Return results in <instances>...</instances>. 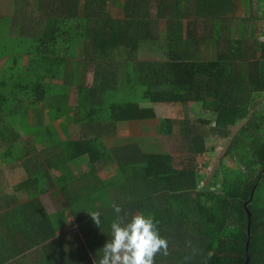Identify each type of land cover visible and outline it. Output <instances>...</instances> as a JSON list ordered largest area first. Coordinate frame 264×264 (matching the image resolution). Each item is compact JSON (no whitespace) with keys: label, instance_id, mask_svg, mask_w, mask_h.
<instances>
[{"label":"trees","instance_id":"trees-1","mask_svg":"<svg viewBox=\"0 0 264 264\" xmlns=\"http://www.w3.org/2000/svg\"><path fill=\"white\" fill-rule=\"evenodd\" d=\"M13 2L14 15L0 16V264H98L116 218L113 203L122 216L158 221L169 255H157L156 264H182L185 256L192 257L187 264H246V253L248 264H264L258 17L238 21L232 38L223 28L238 0H187L186 7L182 0ZM34 9L39 19L29 27ZM146 49L159 61L139 62ZM188 103L200 108L202 129L186 118L174 122L178 168L166 153L116 134L131 108ZM71 125L80 137L69 135ZM211 136L230 139L225 157L237 168L222 165L220 190L200 191L195 160L214 151L206 146ZM85 202L101 213L100 227Z\"/></svg>","mask_w":264,"mask_h":264},{"label":"rangeland","instance_id":"rangeland-1","mask_svg":"<svg viewBox=\"0 0 264 264\" xmlns=\"http://www.w3.org/2000/svg\"><path fill=\"white\" fill-rule=\"evenodd\" d=\"M14 0H0V16L14 15L15 4ZM238 8L234 19H229L227 25L223 28V35L227 37L236 38L239 37L237 34V23L238 21H246L247 18L252 14L253 17H258L254 19L253 25L255 31L259 32L264 27V20L261 18L264 15V0H258L256 5H254L253 0H238ZM187 0H182V5L186 7ZM113 15H115L116 10H110ZM32 19L30 22L32 24L29 27L35 26V20L39 19L38 12L34 10L31 11ZM27 24V23H26ZM25 24V25H26ZM80 26V25H79ZM165 30V24L163 21L158 23L157 32L161 33V38L163 39V32ZM258 41H264V36L257 37ZM126 50L123 48L118 49L116 54V59L123 61L126 57ZM26 59V58H24ZM138 61L139 62H156L159 61L158 55L154 51L149 49L140 50L138 52ZM5 59L0 60V67L2 66ZM26 60H24L25 62ZM86 73V79L84 81L85 86H89L92 83V69H88ZM81 73L82 70H81ZM85 75V73H84ZM68 98L69 106H74L75 102V92L71 91ZM134 107V106H133ZM201 111L199 107L195 106L192 103L186 104L185 107L180 105L176 106H163L160 104L156 105H145L141 108L135 109L131 108V111L128 114L124 123L117 125L116 134L122 135L124 138H133L136 141L142 143L143 150H151L153 153H166L169 157V161H172V166L174 168L179 167V162L183 160V156L178 155L179 143L176 136V125L174 122L180 121L183 118H186L188 121L196 124L199 129H202L199 115L197 112ZM256 116V115H255ZM259 122L261 119L257 115L255 117ZM262 123V122H261ZM169 125H171L170 130H173V134L169 133ZM174 126V127H173ZM209 126H214V123H210ZM56 127L57 125H52ZM69 135H72V138H78L81 136L80 129L77 125H71ZM206 129V128H203ZM60 139H63V135L59 132ZM230 139H220L214 138L211 136L206 141V146L212 148L213 152H208L201 157L196 158V165L198 171V184L200 191H218L221 188V167L222 165L230 170H236L237 164L234 161H230L225 157V151L228 148ZM115 170V169H114ZM10 177H14L12 172H9ZM103 178L107 177L106 173L102 174ZM3 192H7L4 190ZM17 199H20V202H23L26 198L25 196H15ZM43 203L46 207L47 212H53L54 207L52 202L47 198V196L42 198ZM85 202V207L88 212H91V208Z\"/></svg>","mask_w":264,"mask_h":264},{"label":"clouds","instance_id":"clouds-1","mask_svg":"<svg viewBox=\"0 0 264 264\" xmlns=\"http://www.w3.org/2000/svg\"><path fill=\"white\" fill-rule=\"evenodd\" d=\"M116 218L111 222L110 239L99 250L102 255L98 264H156V256L169 255L168 239L160 235L158 221L151 215L121 213L123 209L113 203ZM100 227L99 211L87 212ZM189 246L191 242H188ZM191 256H185L182 264H187ZM96 264V260L94 261Z\"/></svg>","mask_w":264,"mask_h":264},{"label":"water","instance_id":"water-1","mask_svg":"<svg viewBox=\"0 0 264 264\" xmlns=\"http://www.w3.org/2000/svg\"><path fill=\"white\" fill-rule=\"evenodd\" d=\"M248 216H249V213H247ZM249 228H250V219H248V224H247V231L249 232ZM247 246H248V243H247ZM249 262V259H248V255L246 253V264H248Z\"/></svg>","mask_w":264,"mask_h":264}]
</instances>
